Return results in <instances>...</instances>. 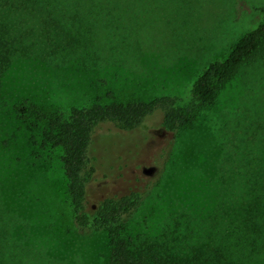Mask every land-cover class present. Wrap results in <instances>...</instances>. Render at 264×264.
I'll list each match as a JSON object with an SVG mask.
<instances>
[{"label": "rangeland", "instance_id": "rangeland-1", "mask_svg": "<svg viewBox=\"0 0 264 264\" xmlns=\"http://www.w3.org/2000/svg\"><path fill=\"white\" fill-rule=\"evenodd\" d=\"M115 4L111 28L100 25L96 35L101 58L72 54L67 64L16 59L4 77L0 264H108L109 227L99 221L106 204L120 209L115 226L125 225L134 238L156 239L168 229L176 232L174 214L203 218V209L221 199L220 181L229 171L240 173L235 186L241 194L250 161L264 173L262 58L238 67L213 103L196 106L188 125L167 126L163 111L133 131L101 124L92 145L98 171L83 208H74L63 152L42 143L51 115L98 97L109 102L108 92L122 102L170 97L186 106L205 69L264 20V0ZM22 105L31 106L25 115ZM146 167L154 168L152 174L144 173Z\"/></svg>", "mask_w": 264, "mask_h": 264}, {"label": "trees", "instance_id": "trees-1", "mask_svg": "<svg viewBox=\"0 0 264 264\" xmlns=\"http://www.w3.org/2000/svg\"><path fill=\"white\" fill-rule=\"evenodd\" d=\"M115 3L116 0H0V94L4 77L16 59L67 64L72 54L101 58L96 35L100 25L107 31L111 28L108 27L113 24L118 6ZM113 35L110 41H114ZM103 37L108 40L106 34ZM262 58L264 20L245 33L225 59L205 69L193 83L192 100L186 106H176L170 97L122 102L108 92L109 102L98 97L87 106H73L68 114L51 115L42 143L63 152L67 193L74 208H83L88 186L98 171L92 145L101 124L112 123L133 131L142 127L146 118L163 111L167 126L188 125L193 122L196 106L213 103L238 67ZM18 110L25 115L31 106L22 105ZM252 163L245 172L244 194L235 186L240 173L231 170L227 177L222 174V197L214 206L203 209V218L189 220V213L174 214L171 221L176 232L168 229L156 239L134 238L126 232L125 225L115 226L113 220L120 209L106 204L99 221L109 227L108 264H264L259 222L261 219L264 226V173L255 171ZM179 229L183 233L178 234Z\"/></svg>", "mask_w": 264, "mask_h": 264}, {"label": "water", "instance_id": "water-1", "mask_svg": "<svg viewBox=\"0 0 264 264\" xmlns=\"http://www.w3.org/2000/svg\"><path fill=\"white\" fill-rule=\"evenodd\" d=\"M154 171V168L153 167H150V168H145L144 169V173H146V174H152V172Z\"/></svg>", "mask_w": 264, "mask_h": 264}]
</instances>
